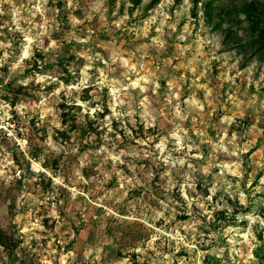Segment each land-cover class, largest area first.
<instances>
[{
  "label": "rangeland",
  "instance_id": "obj_1",
  "mask_svg": "<svg viewBox=\"0 0 264 264\" xmlns=\"http://www.w3.org/2000/svg\"><path fill=\"white\" fill-rule=\"evenodd\" d=\"M152 1L0 0V264H264V54L205 21L244 0Z\"/></svg>",
  "mask_w": 264,
  "mask_h": 264
},
{
  "label": "trees",
  "instance_id": "obj_2",
  "mask_svg": "<svg viewBox=\"0 0 264 264\" xmlns=\"http://www.w3.org/2000/svg\"><path fill=\"white\" fill-rule=\"evenodd\" d=\"M142 0H132L134 7L141 4ZM158 3V0H153L149 8ZM224 6V5H223ZM223 6H215L214 1H210L205 6V21L214 30H223L229 42L230 49L250 47L253 49L252 56L259 57L264 54V0H244L240 4L226 5L227 9L224 10ZM195 7H198V1H195ZM225 7V8H226ZM216 11L217 15L214 16L213 12ZM243 31L244 35L240 37L239 32ZM4 82L0 75V84ZM9 91H12L16 96L24 94V87L12 88L9 84ZM64 123L67 121L73 122L75 126L77 116L64 112ZM64 138L67 136L65 132H60ZM127 234H123L126 237ZM135 235V234H134ZM0 247L8 252L11 261L16 263L19 261L17 255V243L13 234L7 233L4 229H0ZM118 256H123V252L118 250Z\"/></svg>",
  "mask_w": 264,
  "mask_h": 264
}]
</instances>
